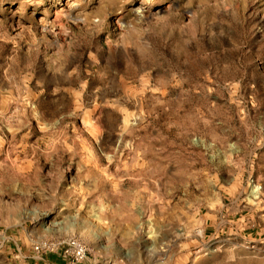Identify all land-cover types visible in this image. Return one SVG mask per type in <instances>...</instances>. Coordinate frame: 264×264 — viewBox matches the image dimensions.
Wrapping results in <instances>:
<instances>
[{
  "label": "rangeland",
  "instance_id": "1",
  "mask_svg": "<svg viewBox=\"0 0 264 264\" xmlns=\"http://www.w3.org/2000/svg\"><path fill=\"white\" fill-rule=\"evenodd\" d=\"M0 264H264V0H0Z\"/></svg>",
  "mask_w": 264,
  "mask_h": 264
},
{
  "label": "built area",
  "instance_id": "2",
  "mask_svg": "<svg viewBox=\"0 0 264 264\" xmlns=\"http://www.w3.org/2000/svg\"><path fill=\"white\" fill-rule=\"evenodd\" d=\"M36 249L39 251L38 247H36ZM65 254L70 256L73 259V262L80 263L85 259L86 249L79 243L70 242L67 244Z\"/></svg>",
  "mask_w": 264,
  "mask_h": 264
}]
</instances>
